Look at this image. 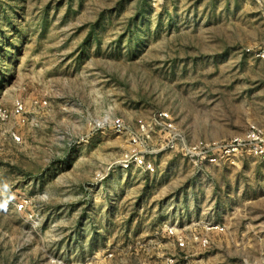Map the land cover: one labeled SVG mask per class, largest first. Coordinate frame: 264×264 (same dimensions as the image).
<instances>
[{
	"label": "rangeland",
	"instance_id": "1",
	"mask_svg": "<svg viewBox=\"0 0 264 264\" xmlns=\"http://www.w3.org/2000/svg\"><path fill=\"white\" fill-rule=\"evenodd\" d=\"M263 41L264 0H0V264H264V160L198 168L156 123L264 126ZM140 119L153 171L120 163Z\"/></svg>",
	"mask_w": 264,
	"mask_h": 264
},
{
	"label": "built area",
	"instance_id": "2",
	"mask_svg": "<svg viewBox=\"0 0 264 264\" xmlns=\"http://www.w3.org/2000/svg\"><path fill=\"white\" fill-rule=\"evenodd\" d=\"M157 1V0H156ZM249 51V49H248ZM254 57L264 59V41L252 50ZM23 104L20 101H15L13 104V111L7 112L6 109L0 107V121L6 120L11 114L20 116L23 112ZM160 121L156 123L165 130H168V138L163 144L162 148L176 151L183 157L187 158L198 168H203L206 165H220L225 163H235L244 156H254L260 160H264V126L251 122L247 125L245 130L237 135L226 139L207 140L197 139L188 142L185 137L177 130L170 122L168 114L165 112L158 113ZM123 122L120 118H115L111 122L114 130L120 131L124 128ZM139 133L133 135L130 140L131 146L125 150L120 163L124 167L135 165L143 168L146 171H153L154 167L150 161L144 157L141 150L137 147L148 141L150 137V129L148 125L141 119L138 120ZM12 137L19 140V136L12 133ZM172 232L171 228H168ZM203 244L205 239H201ZM180 245H183L180 242Z\"/></svg>",
	"mask_w": 264,
	"mask_h": 264
}]
</instances>
